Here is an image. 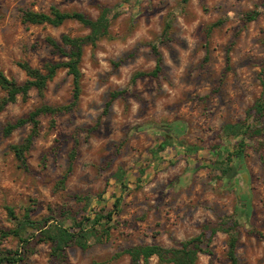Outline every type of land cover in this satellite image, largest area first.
Returning <instances> with one entry per match:
<instances>
[{"label": "rangeland", "instance_id": "374dc122", "mask_svg": "<svg viewBox=\"0 0 264 264\" xmlns=\"http://www.w3.org/2000/svg\"><path fill=\"white\" fill-rule=\"evenodd\" d=\"M51 6L92 19L108 6L110 21L94 45L83 46L77 104L55 114L54 125L41 115L40 134L26 152L29 170L10 149L29 124L9 134L3 127L41 103L68 104L71 74L60 67L42 96L32 88L26 100L17 96L0 109V227H16L27 213L45 226L77 232V222L90 226L86 217L111 210L122 195L111 219L101 221L105 231L94 224L104 233L89 235L86 246L71 241L63 257L26 226L22 236L30 242L21 264H129L132 245L177 246L203 223L217 227L222 219L224 229L195 264H232L228 228L236 234L238 264H264V139L246 138L242 156L230 157L236 138L224 131L227 123L252 121L264 71V0H0V70L18 82L25 79L19 61L40 67L65 60L47 36L61 43L63 34L89 32L75 19L58 25L22 19L24 10ZM248 12L257 14L248 20ZM152 43L162 56L160 70L131 81L154 67ZM117 89L124 92L105 108ZM163 138L172 145L152 153ZM20 243L14 235L0 237L2 247ZM145 264L169 263L152 255Z\"/></svg>", "mask_w": 264, "mask_h": 264}, {"label": "trees", "instance_id": "16d2710c", "mask_svg": "<svg viewBox=\"0 0 264 264\" xmlns=\"http://www.w3.org/2000/svg\"><path fill=\"white\" fill-rule=\"evenodd\" d=\"M111 8L108 6H103L100 9L99 15L92 19L80 11H61L58 8L51 6L48 12L34 11V10H24L22 14V19L25 22L31 23H51L53 25H58L66 19H75L89 28V32L83 36H70L68 34H63L61 36V43L54 38L47 36L46 40L50 45L51 49L55 53H59L65 57V60L61 61H46L42 66H32L27 61H19L18 66L24 71L25 79L18 82L14 77L7 76L0 70V88L4 91V95L0 97V109L3 108L7 103L13 102L17 99V96H21L22 100L28 98V93L30 89L35 88L39 95H43L47 87L48 81L53 78L57 70L60 67L66 68L67 72L71 74L72 80V94L71 100L68 104L62 105H51L48 103H41L31 110H29L25 116L18 117L14 121L7 122L3 127V133L9 134L17 127L23 124H29V130L26 136L18 143L10 144V149L12 150L19 167L24 170H29L28 163L26 161V152L30 149L33 144L34 139L40 134L41 130V115H49L51 125H54V115L60 111H65L70 109L72 106L77 104L79 100V95L81 91L80 80H81V70L79 62L83 52V46L86 44L94 45L96 40L107 32V28L110 21ZM257 12H248L246 17L248 20L254 19ZM168 24H165L163 33L165 32ZM68 46V50L65 49ZM151 50L155 56L154 67L145 72L137 71L132 77L133 81L136 77L141 75H151L154 76L158 73L161 68L162 56L158 46L155 43L151 44ZM227 61L229 57H226ZM261 91L258 97L254 100L250 110L249 115L252 117L251 122L239 121L236 123H227L224 126V131L227 134L233 135L236 138V148L233 152L229 153V156H234L236 158L242 156L243 146L246 138L253 139L255 137H263L264 139V71L260 77ZM124 92V89H117L110 92V98L105 104V108L108 107L110 101ZM172 137V136H171ZM172 144L167 142L166 138H163L161 142L158 143L157 148L152 149L151 152L163 151L167 146ZM76 155V148L73 147L69 153V166L67 172L62 177V182L65 180L67 173L72 167L73 159ZM144 169L140 168L138 174L144 173ZM122 174L118 177L120 187L126 186L124 179H122ZM121 193L115 195L112 201V209L106 211V213L94 212V216L91 218L86 217L89 222L82 224L77 222L78 231L71 232L69 228L63 227L60 224H48L45 226L44 223L31 220L26 213L25 216L19 220L14 228L0 227V237L5 238L9 235H14L19 238L23 243H20L15 248H7L0 246V264H21V261L27 251L30 239L23 238L22 232L26 229V226L34 227L38 230L37 234L34 233L36 241H50L51 248L54 255L57 257H63L64 247L67 246L71 241H74L80 246L87 245V237L89 235H95L100 237L103 231L104 222H101L103 218L111 219V214L118 208ZM9 213L13 215V210L7 207ZM228 219V218H227ZM44 222V221H42ZM222 221L217 227L213 226L210 222H205L202 224L199 233L182 240L177 246L164 247L159 244H137L132 245L127 248L126 252L130 257L129 264H145L149 257L152 255L157 256L160 261L168 262L169 264H195L198 254L201 252L208 251V242L210 237L218 229H224ZM94 224L100 225L103 231H99L98 228H94ZM88 227H91L88 228ZM95 229V230H93ZM228 228L229 238H228V258L232 264H238L237 257L235 254L236 245V234Z\"/></svg>", "mask_w": 264, "mask_h": 264}]
</instances>
